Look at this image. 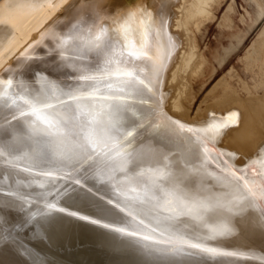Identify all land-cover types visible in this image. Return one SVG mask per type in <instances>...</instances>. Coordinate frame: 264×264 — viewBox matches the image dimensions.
Listing matches in <instances>:
<instances>
[{
  "label": "bare ground",
  "instance_id": "bare-ground-1",
  "mask_svg": "<svg viewBox=\"0 0 264 264\" xmlns=\"http://www.w3.org/2000/svg\"><path fill=\"white\" fill-rule=\"evenodd\" d=\"M242 1V15L230 2L218 19L224 42L209 58L197 34L225 0H0V264H264V26L243 47L264 0ZM232 54L254 92L231 66L239 92L219 77L190 117L193 86ZM108 60L133 75L79 80L78 67ZM44 77L61 93L38 105L40 120L24 101ZM222 87L232 94L216 96ZM69 90L95 94L77 102Z\"/></svg>",
  "mask_w": 264,
  "mask_h": 264
},
{
  "label": "snow or ice",
  "instance_id": "snow-or-ice-1",
  "mask_svg": "<svg viewBox=\"0 0 264 264\" xmlns=\"http://www.w3.org/2000/svg\"><path fill=\"white\" fill-rule=\"evenodd\" d=\"M131 16L134 17L135 13L131 14ZM130 23H131V19L129 21V24ZM129 24H125L122 27L121 31L123 33V39L125 41V47L126 48L127 47H133L134 48V47H136V45L132 44L131 35H132V32L135 31V29L130 27ZM47 32H48V29H45V32L41 33V39L44 38V36ZM56 39L58 41V46L63 50V46L67 43V41L60 38V37H56ZM138 43H139V47L143 48V45H144L143 34L141 35V39ZM29 47H31V46H29ZM76 51H77V54H80L79 48H77ZM61 54H62V52H61ZM133 54L134 53L129 52V55H133ZM111 62H112L111 60H108L104 67L98 68L95 71L90 69L87 65L78 67L77 70L80 73L79 80L82 82H85V83L95 84V83H97V82H99L105 78H110L113 75L123 76V77H131L133 75V73L131 71H126V70H122L119 68L115 72H113L109 66L111 64ZM162 70H163L162 65L160 66V68L158 70L154 68V73L157 75V77L159 75V71H162ZM42 80L44 81L43 86H42V90H41L40 95L36 98L35 102L29 101V100L24 101L25 104L29 105V107L31 109V114L36 116L37 119H40V120H44L45 117H43L41 115L42 109L38 105L42 104L44 107H49V108L53 107V105L51 103H48V101L50 99H52L53 97L56 98L57 100H59L60 93H61V89H60V86L58 84H56L53 81L47 80L46 77L42 78ZM11 83H12V81L9 80L8 85L10 86ZM135 84H136V81H134V80H122L121 81L122 87L132 88L136 92L142 90V88H149V86H150L149 83L145 82V80L139 81V84L142 86L141 88H135ZM109 87L111 88L112 85L110 84ZM3 90H4V85H3V83H0V104H2V102H3ZM77 92H78V90L77 91L69 90L67 92H64L63 95L68 96L71 100L79 102V101L86 99L87 97L94 96V94H95L94 92H90L87 94H83V93L77 94ZM64 102L65 101L60 100V103H64ZM13 103H15V101H13ZM25 114L26 113H24L23 111L21 112V115H25ZM114 131L118 132L119 131L118 127L114 126ZM126 135H131V133H127ZM105 139H106V146L109 148V151L119 152L118 141H117L115 135H113L112 133H106ZM0 148H3L2 144H0ZM77 155L81 156L84 159L90 158L89 156H87V149L84 146H81V152L78 153ZM31 163L32 164H44L47 162L44 160L33 159L31 161ZM102 163H106V162H102ZM39 174L51 175V173H48V172H43V173H39ZM232 174L235 175L234 172ZM125 179L131 181L133 178L132 177H126ZM245 186H247V185H245ZM261 187H262V190H264V181L261 182ZM47 207L49 209H52V208H55V205L49 204V205H47ZM262 211H264V209H262ZM92 222L95 223L97 221H92ZM104 226L109 227V225H104ZM119 231H123V230L119 229ZM143 239L149 240V239H151V237L144 236ZM155 243H160V241H155ZM185 243L186 242L183 240H179V241L175 242L176 245H183ZM187 246L191 247V248L200 247V245H198V244H188ZM204 250L205 251H212V249H204Z\"/></svg>",
  "mask_w": 264,
  "mask_h": 264
},
{
  "label": "rangeland",
  "instance_id": "rangeland-1",
  "mask_svg": "<svg viewBox=\"0 0 264 264\" xmlns=\"http://www.w3.org/2000/svg\"><path fill=\"white\" fill-rule=\"evenodd\" d=\"M230 2L234 3L235 9L237 11L238 14H243L244 10L247 9L246 4L242 1V0H225V2L222 4V6H220V8L215 12V20L211 23H209L208 25L202 27V30L200 33L197 34V41H198V45H199V49L201 51L204 50L205 47H207V53L206 56L210 58V55L208 54V52H210L214 46H216L215 42L217 40H219L220 42H224V38L223 37H219L220 34L218 33L216 27L217 21L218 19H220L222 13L226 10L227 6L230 4ZM225 9V10H224ZM264 26V17L262 18L261 22L259 23V25L257 27L254 28V30L252 31V33L249 36V39L246 41V43L244 44L243 47L247 46L249 41L251 40V38H253L257 31L262 28ZM219 38V39H218ZM242 49L238 52V56L241 55ZM235 58L236 55H231L229 57V59H227V61L224 63V65L222 66L221 70H218L215 75L213 76V78H211L208 82H206L203 87L198 91V86L194 85L193 89L195 91V95H194V99L192 101V103L190 105H186V107H188L190 110L188 112V114L190 115V117L193 116V114L196 112L198 106H201L203 104H200L202 98L204 97V94L209 91L212 86L214 85L215 81L218 80L219 77H222L224 75H226V80L228 83V88H234L237 89V78L235 76L234 73H231L230 71V67L233 66L234 69L238 70V72L241 74H243L242 69H238V64L235 62ZM231 77V78H230ZM243 79H245L247 81V83L249 84V88L252 92H254V81L250 80L249 76L246 74H243L242 76ZM252 88V89H251ZM262 87L259 86L258 89L256 90V93L260 94L262 91L260 90ZM239 92V89H237ZM232 94L230 90H227L226 87H222L221 90H218V92L215 94L218 97H226V95ZM65 175L70 174L65 173Z\"/></svg>",
  "mask_w": 264,
  "mask_h": 264
}]
</instances>
